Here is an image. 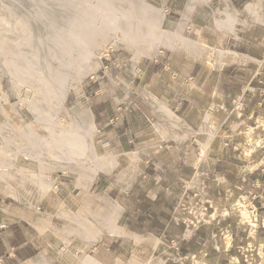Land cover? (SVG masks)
<instances>
[{
	"label": "rangeland",
	"instance_id": "1",
	"mask_svg": "<svg viewBox=\"0 0 264 264\" xmlns=\"http://www.w3.org/2000/svg\"><path fill=\"white\" fill-rule=\"evenodd\" d=\"M251 1L253 0H247L246 3L248 4ZM170 2L177 3V0H118L113 4V7L116 8L122 5L125 8H132L136 17L145 19L142 26L138 24L135 30L133 28L134 43H131L130 40L128 41L124 36L117 37L115 33L106 34L102 39H98L97 37L90 38V41H93V43H91L93 48L90 50L86 52L81 50L83 53H77V55L71 54L72 57L76 55V57L73 58V63H75V67L79 66L81 70L78 77H73V79L71 78L68 81L69 95L64 103L65 105L59 104L57 109L54 110L62 117L63 121H61L63 123L69 124L81 114L79 99L81 95L87 100V103H89V114L88 117H86V125L84 126L93 133V140L97 148V155L92 156V164H59L61 165L59 166L58 164L56 165V163L53 164L48 162L47 159H43V161L33 159L29 156L26 157L22 154H8L9 147H6L3 151L0 150V175H3V178H0V190H2L3 199L7 197L8 202L16 200L18 203L29 204V208L33 210L32 217H34V221L40 226L42 225L41 237L45 239V242L41 252L36 255L39 261L42 260L40 264H55L58 259H65L66 255L72 256L75 254L78 248H85V252H87L89 245L93 246L94 243L107 236L118 239L120 246L125 249L126 253L124 257L126 258L129 257V248L131 245L134 246L135 256H137V258L134 256V259L138 260V262H134V264H193V261L186 258V255L192 252L199 253V251L203 250V254L201 255L200 252L198 258L203 261L206 260V262L210 264H217L219 255H228L229 253H232V257L235 261L238 260V262H234L235 264H264V256L259 253V245L264 238V208L259 209L258 206H256V226L249 223L244 224L240 213L235 211L231 206L232 201H234L233 195H242L234 191L230 181L216 179L218 184H213L207 174V169L213 161L211 154L217 152L221 145L225 141H229V139L239 141L238 148L245 153L246 157L258 160L260 155L258 149L264 144V121L260 122L262 126L261 137H257V135L254 134L252 127L247 124L246 120L244 126L241 128L239 125L236 126L233 120L228 119V121H226L225 117L222 116L210 115L207 116L204 121H201L202 123L200 124L198 133L202 134L197 135L200 142H198L199 145L195 144V147H192L193 157L190 161V164H192L191 167L195 173L193 176H190V179L186 180L187 187L192 191L181 192L178 203L180 207L179 211L175 212L170 219L175 228L182 227L184 237L190 236L199 229L203 232L202 235L204 238L202 240V245H197L194 249L185 251L184 255H181L178 259L176 258L177 260L174 263L166 262V255L162 252L166 247L162 241L156 240V242L153 243L145 236L135 235L134 238L132 237V235H134L132 231H135L136 225L131 215L123 211L117 205L116 201L109 197V187L106 189V196L109 206H111V208L113 207L114 210H111L110 215L107 216V212L109 211L108 208L103 206L104 204L98 203L97 190L99 187V177L103 176V173H114L116 174L115 180L117 182H122L121 184L125 187H132L135 185L134 183L138 181L142 172L139 163L141 158L145 157L148 153L151 154L156 152L158 149L163 150L167 141H169L168 144L173 143L172 139L177 142L184 141V132L182 134L178 133L179 123L170 112L161 110V107H166L167 105L163 106L159 98H156L155 94L150 90L151 87H149V89L147 88L145 73L138 72L144 63L148 64L158 59L161 55H166V59L171 58L174 60L172 66H176L178 68L177 71H180L182 73L181 75H183L188 73L192 62L199 61L201 63L203 62L202 64L206 68L207 76H210L209 78L211 80L214 75H221L219 81L226 74L223 72L225 67L229 69L231 66L239 64L242 67L255 66L260 69L264 68V62L260 64V62L256 63L253 61L247 63L234 61L222 64L218 56L212 58L214 61L210 66L205 59L206 55L200 49H192L189 51L182 44H175V40L168 39L166 36L162 35L164 30L175 31L180 28L183 36L194 41L200 40L201 37L204 40L206 39L209 46L217 45L220 41V44L225 45L230 50L244 52L264 61V49L254 52L253 50L248 51L230 47L229 37L231 33L238 28L253 39V46L257 48L264 47V26L261 27L263 28L262 37L252 34L257 22L254 23L253 21L255 19H252V15L245 12L244 9L247 4L244 8H242L243 6L237 8L233 7L228 0H181L180 4L177 3L178 6L180 5L179 10L181 14L178 15V19H175L173 13L168 14L167 12L168 6L165 4L168 3L169 5ZM225 2H227L226 7L230 11H237L238 14H236L233 27L218 35L215 23L217 19L226 18L224 8L221 6ZM146 7H149V9ZM261 9L264 11V0ZM71 10H74V7H72ZM150 10L153 11L149 14L148 12H150ZM181 15L182 18L179 19ZM262 16L264 19V15ZM150 17H153L152 19L155 21H152ZM189 21L197 22L198 26L196 28L194 27V31H185ZM129 24L131 25L130 22ZM137 35H140L141 38L137 39ZM96 36H98V34H96ZM148 38H150V41ZM6 58L9 59L8 56H6ZM0 59L3 58L0 57ZM177 65H181L182 67ZM179 67H181V69ZM81 73L82 75H80ZM5 75L6 73H4L0 65V95L3 96V92L7 94L6 98H0V128L2 130H9L4 123L13 107L28 121L34 120L36 114L33 108L21 101L22 99L20 95L18 96L17 90L14 89L13 86H10L7 82V75ZM207 76L204 78L205 82L210 81ZM141 80H143L142 83ZM219 81L216 82L215 85L213 84L216 86L214 88L215 91L218 89ZM100 89L103 96L99 94ZM25 96L26 95H24V97ZM99 97L105 98L111 115L113 112L112 109H116V111H122L124 109L127 114H129L130 130H133L134 133L139 131L137 138H135L130 147H121V145L114 143H112L113 145L110 144L109 139H107V132H104L102 126H100L102 123L96 112L97 105L96 107H92V101L96 102ZM209 97L215 99V102L210 104L211 108H216L217 106L215 103L219 101L223 110H227L226 100H219L220 98L217 97V95L215 97L213 94H209V96L202 98L207 101ZM237 106L239 109L240 105ZM230 111L231 110L228 109L226 112L229 113ZM240 111L242 110L240 109ZM208 124L223 126V128L213 138L211 142L212 148L208 158H205L202 164L197 167V155L201 151V145L210 140L211 137L210 130L207 127ZM231 126L235 131L229 133L227 131ZM245 133H247V135ZM244 136L248 137L245 139ZM249 137L255 139L248 140ZM253 140L258 141L260 145L259 146L256 142V149L254 148L255 142L253 143ZM1 143L2 136L0 135V145ZM138 150L139 152L134 154V152ZM163 155H167V153L163 152L161 156L163 157ZM262 157H260V159ZM258 162L262 163V160ZM13 163H18L22 168L27 170H42L43 175L45 174V183L51 187L54 185L57 186V181L62 177L63 181H71L63 183L68 190L79 187L82 189L84 188L85 191L69 200L58 192V188L57 193L58 196L60 195L59 197L53 196L48 190L32 189L33 196H31V194L29 196L24 194L18 201L14 196V193L18 191V189L14 187L10 181V177L13 176V171L10 167L8 169V165L10 166V164ZM95 166L98 167V170ZM114 167H116V169H114ZM100 185L106 186L103 181H100ZM239 187L242 189V186ZM200 193L209 196L203 201L205 213L213 211L216 207L215 203L217 202L223 205V201L225 203V211L228 210L227 214L225 216L219 214L209 224L205 220H198L196 217H193L190 213L192 209L190 203L198 200ZM111 195L113 196V194ZM50 198L53 201H57V203L48 204L47 206L43 205V202H48L46 200H50ZM61 201L67 202L69 205L68 208L61 210ZM251 208L253 209L254 207L251 206ZM2 215V211L0 210V220L2 219ZM180 215L187 216L189 218L187 219L188 221L180 219ZM88 218L97 225H100L103 231L100 236H97L98 233L94 230L90 229L92 232L87 230L84 223L88 222ZM105 220L106 224L104 223ZM234 230L240 231L241 235L244 237L242 242L239 243L242 247L234 248L232 246L230 249H225L222 243H224L227 238L233 239ZM216 237L218 241L222 242L220 243L221 249L219 251L213 246ZM132 241L133 243L131 244ZM249 242H251L252 245ZM235 244L238 245V243ZM244 247L250 248L243 249ZM72 248L75 249L69 252L68 250ZM239 254L243 255L242 258L246 256L248 262H242V258H240ZM44 256H46V258ZM86 256L89 255L86 254L84 258L77 259L80 255L76 257L75 254V257H72V259L69 257L67 262L68 264H71V262L73 264H81V261L84 260ZM43 259L46 261H43ZM118 264H130V260H120Z\"/></svg>",
	"mask_w": 264,
	"mask_h": 264
},
{
	"label": "crops",
	"instance_id": "2",
	"mask_svg": "<svg viewBox=\"0 0 264 264\" xmlns=\"http://www.w3.org/2000/svg\"><path fill=\"white\" fill-rule=\"evenodd\" d=\"M180 1L177 0V3L180 4ZM246 2L247 0H229V3L237 8L242 6L244 8ZM177 3L165 4L168 6V14L173 13L175 19H178V15L181 14L180 5L178 6ZM181 18L182 15L179 19ZM197 26L196 21H189L185 31H194V27ZM229 41L233 49L253 50L254 52L264 49V47L253 46V39L240 28L231 33ZM173 63V59H166V55H161L153 62L144 63L138 72L145 73L147 88L151 87L150 90L156 98H159L161 104L167 105L161 107V110H167L177 120L178 133L184 132V141L177 142L172 139L173 143L168 144L169 141H167L163 150L158 149L141 158L139 163L142 172L132 187H125L121 184L122 182H117L114 173H103V176L99 177V186L100 181L105 182V190L108 187L110 190L109 197L114 199L123 211L131 215L136 225L135 231H132L134 232L132 237L145 236L153 243L156 240L162 241L166 247L162 252L166 255L167 263H174L181 255H184L185 251L192 250L203 243V232L199 229L190 236L184 237L182 227L175 228L170 219L175 212L179 211L178 203L181 192L192 191L187 187L186 180L195 173L190 161L193 157L192 147H195V144L199 145L198 142H200L197 135L202 134L198 133L201 121L210 115L222 116L226 121L233 120L234 124L241 128L246 120L257 137L262 136L260 122L264 121V68L242 67L239 64L229 69L225 67L223 72L226 74L219 81L221 75H214L211 80L210 76H207L206 68L199 61L192 62L188 73L183 75L177 71L176 66H172ZM206 76L210 79L208 83L204 81ZM218 81L219 89L215 92L214 85ZM213 93H216L219 100H226L227 110H231L229 113L223 110L219 101L215 103L216 108H211L210 104L215 102L212 97H209L207 101L203 99ZM99 94H102L101 89ZM96 105V112L102 123L100 126L104 132H107L110 144L130 147L139 131L134 133L130 130L129 114L122 108V111L112 109L111 115L104 97H99L96 102L92 101V107ZM237 105H240L239 109ZM233 131L235 130L231 126L227 132ZM238 147L239 141L235 139L225 141L217 152L211 154L213 161L207 169V174L213 184H218L217 180L220 179L230 181L235 192L248 197L254 205L262 209L264 208V144L258 149L259 157L263 156L262 163L258 162L262 159L246 157ZM163 152L167 155L162 157ZM64 182L71 181H63L62 177L57 181L58 192L64 198L71 200L85 191L84 188L79 187L68 190L63 185ZM239 186H242V189ZM203 195L200 193L198 198H202ZM46 201L48 202H43L45 206L57 203L51 198ZM0 210L3 214L0 220V264H22L38 255L45 239L41 237L42 225L34 221L33 210L29 208V204L18 203L16 200L8 202L7 197L3 199L2 190H0ZM233 232V247H242L239 243L244 237L238 230ZM74 249L68 251L72 252ZM125 253L118 239L107 236L94 243L93 246L89 245L87 252L85 248H78L75 254L76 257L80 255L77 259L84 258L88 254L97 259L100 264H118L120 260L126 259L130 260V264L138 262L134 259L133 245L129 248L128 258L124 257ZM75 254L66 255L65 259H58L55 264H68L69 257L72 259ZM239 256L242 258L243 255L239 254ZM217 262V264H235L234 262L238 260L235 261L232 253H229L219 255ZM242 262H248L246 256L242 258Z\"/></svg>",
	"mask_w": 264,
	"mask_h": 264
},
{
	"label": "bare ground",
	"instance_id": "3",
	"mask_svg": "<svg viewBox=\"0 0 264 264\" xmlns=\"http://www.w3.org/2000/svg\"><path fill=\"white\" fill-rule=\"evenodd\" d=\"M117 1L118 0H0V57L3 58L0 59V65L7 75V82L17 90L18 96L20 95L22 99L21 101L33 108L36 114L34 120L28 121L23 115L19 114L14 107L12 108L4 123L9 130H2L0 128V135L2 136V143L0 145L1 151L9 147L8 154H22L36 160L47 159L48 162L53 164L56 163V165L92 164V156L97 155V148L93 140V133L84 126L86 125V117H88L89 114V103H87V100L81 95L79 98L81 114L69 124L63 123L62 117H60L54 109H57L59 104L65 103L69 95L68 81L71 78L73 79V77H78L81 70L79 66L75 67L73 58L76 57L77 53H83V51L86 52L93 48L91 45L93 41L91 42L90 38L97 37L98 39H102L106 34L115 33L117 37L124 36L128 41L130 40L131 43H134V30L138 24L142 26L145 19L136 17L132 8H125L122 5L116 8L113 7V4ZM262 3L263 0H253L248 3L244 9L246 13L252 15V19H255L253 22H257L252 34L259 37L263 36V28L261 27L264 26V19L262 16L264 15V11L261 9ZM226 4L227 2L221 5L224 8L226 18L217 19L215 23L218 35L233 27L236 14H238L237 11H230L226 7ZM72 7H74V10H71ZM147 9H149V7ZM152 11L153 10H150L148 13L150 14ZM152 18L153 17H150L152 21H155ZM96 34H98V36H96ZM162 35L166 36L168 39L175 40V44H182L189 51L192 49H200L206 55L205 59L209 65L214 61L212 58L217 56L222 61V64L234 61L242 63L253 61L256 63L260 62V64L264 62L262 59L244 52L230 50L225 45L220 44V41L217 45L209 46L206 39L204 40L201 37L198 41L189 39L183 36L180 28L175 31L164 30ZM139 38H141V36L137 35V39ZM148 40L150 41V38H148ZM81 50L83 51L81 52ZM71 54L76 55L72 57ZM6 56H8L9 59H7ZM80 75H82V73ZM24 95L26 96L24 97ZM213 95L216 97V93H213ZM4 97H7L5 92H3V96L0 95V98ZM207 127L210 130L211 137L210 140L201 145V151L197 155V167L202 164L205 158H208L212 148L211 142L215 135L223 128V126L210 124H208ZM245 134L247 135V133ZM247 137L244 136L245 139ZM250 139L255 138L249 137L248 140ZM256 142L258 143V141L253 140L254 148L255 145H257ZM137 152H139V150L135 151L134 154H137ZM9 167L12 168L13 171V176L10 177L11 184L18 189V191L14 193L18 201L24 194L28 196L31 194V196H33L32 189L48 190L53 196L59 197L57 186L54 185L51 187L45 183V174L43 175L42 170H27L22 168L18 163L10 164V166L8 165V169ZM0 178H3V175H0ZM97 195L99 199L98 203L104 204L103 206L108 208L109 211L107 212V216H109L110 211H113L114 208H111L108 204L106 190L103 185L98 187ZM208 197L207 194H204L202 198H198L195 202L190 203V206H192L190 213L198 220H205L209 224L219 214L225 216L228 210L225 211V203L222 201L223 205L217 202L215 203L216 207L213 211L205 213L203 201ZM233 198L234 201H232L231 206L235 211L240 213L244 224L249 223L256 226V205L252 204V202L243 195L237 196L234 194ZM251 206L254 208L252 209ZM66 208H68V205L63 201L61 203V210ZM179 217L183 220L189 219L185 215H180ZM104 223L106 224V220ZM84 225L87 227L88 231L94 230L98 233L99 235L97 234V236H100L103 232L100 225H97L89 218L88 222H85ZM214 243V248L219 251L221 249L220 243L222 242L218 241L216 237ZM222 246L225 249H230L233 246V239L227 238V240L222 243ZM245 248L248 247H244L243 249ZM203 251H199V253H189L186 255V258L193 261V264H210L206 262V260L203 261L198 258L200 252L202 255ZM259 253L264 256V238L259 245ZM44 257L46 258V256ZM41 261H39L38 256H36L23 264H40ZM43 261L46 260L43 259ZM81 264L100 263L94 257L86 256V258L81 261Z\"/></svg>",
	"mask_w": 264,
	"mask_h": 264
}]
</instances>
